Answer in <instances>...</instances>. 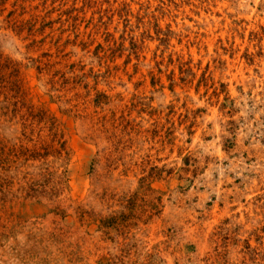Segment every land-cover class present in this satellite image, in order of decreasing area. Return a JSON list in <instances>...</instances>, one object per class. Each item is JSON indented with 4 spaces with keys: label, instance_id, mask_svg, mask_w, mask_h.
I'll return each mask as SVG.
<instances>
[{
    "label": "rangeland",
    "instance_id": "rangeland-1",
    "mask_svg": "<svg viewBox=\"0 0 264 264\" xmlns=\"http://www.w3.org/2000/svg\"><path fill=\"white\" fill-rule=\"evenodd\" d=\"M0 264H264V0H0Z\"/></svg>",
    "mask_w": 264,
    "mask_h": 264
}]
</instances>
